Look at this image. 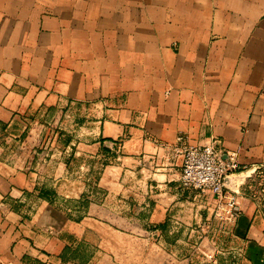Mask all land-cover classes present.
I'll list each match as a JSON object with an SVG mask.
<instances>
[{"label": "crops", "instance_id": "0c3cea01", "mask_svg": "<svg viewBox=\"0 0 264 264\" xmlns=\"http://www.w3.org/2000/svg\"><path fill=\"white\" fill-rule=\"evenodd\" d=\"M37 113L72 115L84 148L119 167L161 166L180 136L237 153L239 264H264L248 191L264 169V0H0V123ZM34 180L0 164V264H68L65 216L13 209Z\"/></svg>", "mask_w": 264, "mask_h": 264}, {"label": "rangeland", "instance_id": "374dc122", "mask_svg": "<svg viewBox=\"0 0 264 264\" xmlns=\"http://www.w3.org/2000/svg\"><path fill=\"white\" fill-rule=\"evenodd\" d=\"M80 128L72 115L42 113L0 123V164L35 179L32 197L13 209L42 201L65 216L66 263L239 264L242 239L225 201L183 187L181 173L170 185L159 180L178 167L169 155L161 166L119 167L88 152Z\"/></svg>", "mask_w": 264, "mask_h": 264}, {"label": "built area", "instance_id": "2783aa9c", "mask_svg": "<svg viewBox=\"0 0 264 264\" xmlns=\"http://www.w3.org/2000/svg\"><path fill=\"white\" fill-rule=\"evenodd\" d=\"M162 149L172 160H180L183 187L214 195L229 205L232 217L238 216L234 193L230 196L227 193L229 179L240 171L237 153H226L216 142L192 145L184 136L178 137L175 145ZM249 180V195L264 207V169L256 170Z\"/></svg>", "mask_w": 264, "mask_h": 264}]
</instances>
